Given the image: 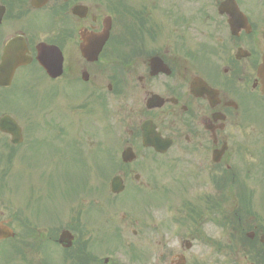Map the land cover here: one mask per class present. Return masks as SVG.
Here are the masks:
<instances>
[{
	"label": "flooded vegetation",
	"instance_id": "obj_1",
	"mask_svg": "<svg viewBox=\"0 0 264 264\" xmlns=\"http://www.w3.org/2000/svg\"><path fill=\"white\" fill-rule=\"evenodd\" d=\"M107 32L105 41L98 40ZM7 115L21 126L24 140L14 156L24 149L29 156L38 152L54 174L77 171L83 152L98 145L109 152L116 125L128 132L131 144L150 122L177 148L178 174L191 159L240 183L229 199L236 206L230 211L233 226L205 232L208 243L215 233L221 238L208 246L212 257L192 261L186 243L174 246L171 238L158 241L153 264H208L211 258L220 260L213 264H264V224L248 214L264 204V0H0V122ZM20 156L15 165L0 166V222L19 241L12 247L33 237L41 248L31 250L34 259L25 263L8 258L13 240H3L0 264H62L67 254L81 258L82 242L66 253L58 238L65 229L80 238L89 215L78 210L63 221L54 208L61 199L53 198L40 223L30 199L19 193L21 184L1 181L3 173L23 168ZM122 171L125 182L135 172L131 166ZM187 185L183 200L191 203ZM168 189L173 193L177 186ZM204 198L219 205L227 200L216 188ZM240 205L248 207L245 212ZM119 233L125 254L108 251L116 256L108 264H151L140 243L153 231L142 220L131 216ZM230 249L244 262L229 259ZM4 251L10 252L5 261ZM85 264L106 261L95 249L85 254Z\"/></svg>",
	"mask_w": 264,
	"mask_h": 264
},
{
	"label": "rangeland",
	"instance_id": "obj_2",
	"mask_svg": "<svg viewBox=\"0 0 264 264\" xmlns=\"http://www.w3.org/2000/svg\"><path fill=\"white\" fill-rule=\"evenodd\" d=\"M26 102V101H24ZM249 132V130H248ZM122 145H120V149H122ZM152 157V158H151ZM102 161L106 160V157H102L101 158ZM139 159V158H138ZM178 159L177 155L173 152L168 153L165 156L162 157H158L157 159H154V156L149 154V153H142V155L140 156V161L139 163L143 166V169L138 172V174L140 175V181L137 185H132L133 187H137L138 189H143V192L141 193V196H139V200L140 203L138 205V201L137 204L135 205V209L138 213V215L144 216L146 219L150 220V223L152 225H156V227H152L154 230L155 228L157 230H162V232L159 234L160 237L154 236L152 238L146 239V244L142 243V245H144L145 247L150 246L153 247L154 249L157 246V241L161 240L163 241V243L165 244L169 239H173V245L174 246H178L180 247L181 244L184 245V242H190L192 243V249L189 252V256H190V260L192 261H206L207 255L209 254L211 257L213 256L214 253H212L213 251L208 248H205L206 245H204L203 240L205 239V235H206V231L208 230H212L217 228L216 226H214L213 224H210L209 222L205 221L204 223H202L201 227H200V234H191L188 231H193L191 228H189V226L186 227H181L178 225H163V223L167 221L171 222L174 219H178L180 217V214L178 213V208L181 205V203L183 202L181 199H174V200H170L165 202L163 198H166V196L164 195V193L162 191H159L157 194L158 198L160 199L161 203H163V207L160 208H156V204L153 205L152 210H151V214H147V211L144 210V202L145 199L148 197L146 193H150L152 190H154V187L156 183L160 184V177L162 176L161 181H166L167 183L172 182L171 178H176V174L172 172V170H175L174 167L177 165L176 160ZM3 164L2 166L5 165H14V163L10 162L9 164L6 162V159L3 157ZM193 170V177H197V176H202L203 178H201V180L198 179L199 183V189L195 188L196 186V180L194 179H190V184L193 186L192 193L193 195H197L198 193H200V195H203L206 190L209 189V186L213 188L212 185V181L209 177V174L207 175V173H203L201 171H206V169H203V167L201 165H193L192 164V169ZM197 172V173H196ZM198 173H202V174H198ZM20 174L22 175V172H20ZM66 174V181L67 182H74L75 181V173L70 174V172H65ZM27 177L29 175H26ZM45 180L48 181V174L46 173L45 175ZM78 176H84L81 174H78ZM85 177V176H84ZM88 177L90 178V174H88ZM111 176H108L107 178H103L102 176L94 174V178H95V184L98 186L101 185V181L103 179H106V181L108 182ZM22 178V177H20ZM41 178L42 176H40V178H37V182H36V188L38 189L41 188L39 185L41 183ZM206 182L208 183L207 185ZM32 183V182H31ZM33 185V184H32ZM42 186H44V180L42 182ZM204 188V189H201ZM43 188H41L42 190ZM34 188L32 186H30V191H33ZM134 190V189H133ZM147 190V191H144ZM41 193H38L37 190L34 192V200L36 202H38V205H41L44 201V196L42 198L41 197ZM128 192L124 195L127 196ZM150 195V194H149ZM104 197H106L109 200H112L113 198L110 196H106L105 194L103 195ZM123 196V197H124ZM18 198L21 197L17 196ZM32 197V192H30V198ZM162 197V198H161ZM91 198V196H90ZM38 199H41V201H38ZM89 199V198H88ZM102 199V197L100 198ZM193 201L196 202V197L194 198L192 196ZM124 200L129 203V204H133V202L129 199H127L126 197H124ZM164 201V202H163ZM97 204L98 207H102L105 205V203L97 199ZM110 203H108L107 201V205H108V211L113 212V208L111 209V205H109ZM199 205L200 207H204L203 204H196ZM150 206V205H149ZM67 208V209H66ZM110 208V209H109ZM228 208V205L225 206V209ZM142 209V210H141ZM68 211L69 213V205L66 203L63 209ZM141 210V211H140ZM261 210V209H260ZM107 211V210H106ZM263 213L264 211L261 210ZM67 213V214H68ZM118 216L125 214L124 211H118ZM135 213V212H134ZM140 213V214H139ZM146 213V214H145ZM136 214V213H135ZM160 215L162 216V218L160 217ZM263 219H264V214L262 215ZM262 223H264V220L262 221ZM169 224V223H167ZM190 224V223H189ZM192 227H195L194 225H191ZM168 228V229H167ZM195 229V228H194ZM176 230L178 232V234L173 237V235L175 234ZM199 229H195V231H198ZM214 238H217L216 240L219 241L221 238L218 236V233H215L211 238H209L211 241L214 240ZM227 239V238H223V241ZM54 248V247H53ZM19 258V261H22V259ZM238 261H243L242 259V255L239 254V256L237 257ZM218 260L216 259H208L207 262L208 264H213L214 262H217ZM154 263V262H152Z\"/></svg>",
	"mask_w": 264,
	"mask_h": 264
},
{
	"label": "water",
	"instance_id": "obj_3",
	"mask_svg": "<svg viewBox=\"0 0 264 264\" xmlns=\"http://www.w3.org/2000/svg\"><path fill=\"white\" fill-rule=\"evenodd\" d=\"M116 188H117V190L121 189V187H119V186H117ZM63 242H64V246L65 247L69 246L68 243H65V242H67V238L66 237L63 239Z\"/></svg>",
	"mask_w": 264,
	"mask_h": 264
}]
</instances>
